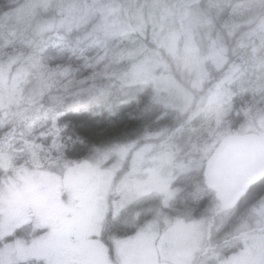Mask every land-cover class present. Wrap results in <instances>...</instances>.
Masks as SVG:
<instances>
[{"label":"rangeland","instance_id":"374dc122","mask_svg":"<svg viewBox=\"0 0 264 264\" xmlns=\"http://www.w3.org/2000/svg\"><path fill=\"white\" fill-rule=\"evenodd\" d=\"M199 1L4 0L10 5L0 10V64L7 63L13 72L26 64L40 83L31 96L17 91L9 97V108L0 107V236L15 225H24L29 215L59 218L80 237L100 225L121 230L125 226L118 215L129 207L123 215L126 226L134 224L140 210L159 212L154 223L126 238L117 239L122 234L114 231L104 233L112 241L110 258L101 244L85 243L82 264H185L191 250L197 251V257L210 250L199 245L201 230L196 220L173 218L160 210L163 206L184 210L187 194H182L184 184L176 179L193 171L200 176L190 175L189 183L199 185L207 159L221 139L250 132L264 136V2L213 0L215 7L228 9L222 26L229 38L223 40L210 29V33L198 32L199 24L187 7ZM38 16L41 23H35L34 33L39 38L25 37L24 31ZM93 19L96 22L87 36L99 24L96 33L79 47L84 75L68 64L43 62L50 46L77 55L75 48L82 40L76 37L73 45L64 37ZM50 30L56 39L47 35ZM226 42L231 45L230 59ZM113 66L120 67L126 84L141 86L149 99L171 111L143 125L135 135L121 136L94 150L88 158H66L56 123L59 113L55 105L47 107V101L53 100L56 91L77 88L72 92L75 96L82 82L111 74ZM22 79L23 73L17 74L16 83ZM41 93H46L41 101L44 107L34 111ZM19 105L24 109L14 111L13 106ZM190 135L192 147L186 152L182 141ZM146 195L155 200L147 196L150 201L144 207L141 201ZM243 208L244 215L264 214V196ZM205 210L219 208L213 203ZM239 213L231 219L235 239L221 253L236 264L261 247L257 237L264 231L252 226L241 229L244 217ZM41 256L50 264L47 249H42ZM260 256L254 252L249 257ZM13 257L14 253L0 250V260Z\"/></svg>","mask_w":264,"mask_h":264},{"label":"trees","instance_id":"16d2710c","mask_svg":"<svg viewBox=\"0 0 264 264\" xmlns=\"http://www.w3.org/2000/svg\"><path fill=\"white\" fill-rule=\"evenodd\" d=\"M211 1L212 3L208 4L205 0H200L197 5L187 7V9L194 21L199 24V33L202 34L204 30L210 33L211 30L214 36L217 35L225 40L229 38V35L224 26H222V21L228 9L224 5L215 7L213 0ZM3 2L4 0H0V10L2 7L10 5L9 2L5 4ZM39 21L40 16L34 19V22L24 31L23 35L28 38L37 37L34 31H36L35 23H41ZM95 22L96 19H93L86 26L73 28L65 35L64 39H67L73 45L76 37L82 40L78 48H75V52L79 51L77 55L69 56L66 49L58 51V46H50L43 57V62L48 65L68 64L72 68H78V70L75 69L78 75H84L85 71H82L84 67L83 63H81L83 60L81 51L83 49L79 50V47L87 43L92 35L96 33V28L99 24L96 25L94 33L91 36H87L88 31H90ZM54 32V30H50L47 33L53 40L57 38V36H54ZM109 37L115 38L113 35H109ZM226 47V56L230 59L232 51L229 42H226ZM157 50L162 53L160 47H157ZM211 74L213 76L214 72H211L210 76ZM79 87V92L75 96L72 95V92L78 90L77 88L53 92V100L47 101L48 103L46 104L47 107L55 105L59 113L56 123L61 127L59 138H61L62 153L66 158H88L94 150L118 141L121 136L123 138L135 135L143 125V127L150 125L151 123L149 122L151 120H160L166 116V110L171 111L161 107L158 101L149 99V93H144L145 89L141 88V86L131 83L126 84L120 75L117 78L112 74H97L95 77L86 79ZM231 89L234 92H238V87L234 88L232 86ZM115 92H119L117 96L114 95ZM240 92H244V90ZM81 93H84L85 97H80ZM233 101L236 102L235 99ZM192 174H194L193 171L179 175L176 179V182L184 184L183 195L185 193L187 195L190 193L198 194L202 180L199 178V185L192 187L189 183L191 181L189 176ZM194 175L199 177L200 173H195ZM262 188H264V178L249 191V195ZM147 196L141 201V205L144 207L150 201ZM248 198L246 197V199ZM150 199L155 200L154 198ZM174 204H179L178 200H175ZM128 209L130 208L127 207L122 210L120 215H125ZM144 211H147V209H144ZM120 215H118V218Z\"/></svg>","mask_w":264,"mask_h":264},{"label":"flooded vegetation","instance_id":"af4514ba","mask_svg":"<svg viewBox=\"0 0 264 264\" xmlns=\"http://www.w3.org/2000/svg\"><path fill=\"white\" fill-rule=\"evenodd\" d=\"M201 180L202 183L198 194L190 193L187 195L183 203L184 210H173L168 206H163V210H160V212H165L173 218L184 219L185 221L196 220V223L200 226L201 236L199 245L202 249L208 247L210 250L202 252L200 257L196 256L197 251L191 250L185 264H236L228 260V256L225 258L221 254L223 248L229 247L233 243L231 239H235V233L230 230V226L234 223L231 222V219L235 218L234 214L240 212L237 216L244 217L241 229L245 226H252L264 230V214L257 215L252 212L250 216L244 215L246 214V209L243 208L246 205L255 203L256 200L264 196V188L249 195V191L262 179L250 186L237 205L228 211L220 209V204L216 200L215 193L205 186L203 177ZM246 197L249 198L246 199ZM213 203L217 204L219 210H212L213 213L209 212V210L206 211L205 207L211 206ZM158 212V210H140L134 217V224L131 226H126L123 216L120 215L119 223L125 226L123 229H114L112 226L108 229L100 225L95 232L87 233L83 237L76 236L75 233L68 231L62 223L58 222L59 218L43 216L36 219L35 216L29 215V219L24 225H15L0 236V250L8 255H13L14 253L13 258L10 260H0V262L3 261L0 264H45L43 261L44 257L41 256L43 248L47 249L48 262L50 264H82L83 254L81 251L83 245L90 241L101 244L105 249V254L110 258L112 241L106 238L104 233L114 231L117 234H122L116 235L117 239L126 238L131 234H136L137 230L143 228L146 224L154 223ZM59 216H67V214H60ZM106 217L108 218L109 216ZM249 217L252 219H249ZM112 222L113 219L110 223L112 224ZM29 223L36 225H29ZM243 223H245L244 226ZM257 238L261 247L253 250L247 256L248 258L244 257L240 261H237V264H264V244L260 242L264 240V231L259 233ZM254 252L259 253L261 256L249 257ZM220 257H222V260Z\"/></svg>","mask_w":264,"mask_h":264},{"label":"water","instance_id":"95a60500","mask_svg":"<svg viewBox=\"0 0 264 264\" xmlns=\"http://www.w3.org/2000/svg\"><path fill=\"white\" fill-rule=\"evenodd\" d=\"M203 176L221 209H232L250 186L264 178V136L250 132L224 137L209 155Z\"/></svg>","mask_w":264,"mask_h":264},{"label":"clouds","instance_id":"9594fccd","mask_svg":"<svg viewBox=\"0 0 264 264\" xmlns=\"http://www.w3.org/2000/svg\"><path fill=\"white\" fill-rule=\"evenodd\" d=\"M264 2V0H262ZM120 67L113 66L110 73L118 78ZM23 73V79L16 83L17 74ZM11 77V79L9 78ZM39 77L28 69L26 64H20L13 72L11 66L7 63L0 64V107L9 108V97L17 93V91L24 95L31 96V93L39 86ZM46 93H41L39 99L35 100V104L39 105L34 111H39L44 105L41 101L44 100ZM196 98L194 96L193 104L195 106ZM31 106V105H30ZM14 111H21L24 109L23 105L13 106ZM192 136L190 135L187 140L182 141V148L187 152L191 151Z\"/></svg>","mask_w":264,"mask_h":264},{"label":"bare ground","instance_id":"6f19581e","mask_svg":"<svg viewBox=\"0 0 264 264\" xmlns=\"http://www.w3.org/2000/svg\"><path fill=\"white\" fill-rule=\"evenodd\" d=\"M254 185V184H253Z\"/></svg>","mask_w":264,"mask_h":264}]
</instances>
